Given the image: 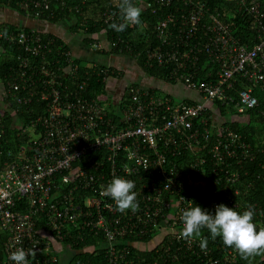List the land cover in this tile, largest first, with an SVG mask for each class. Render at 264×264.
Masks as SVG:
<instances>
[{"label":"built area","instance_id":"1","mask_svg":"<svg viewBox=\"0 0 264 264\" xmlns=\"http://www.w3.org/2000/svg\"><path fill=\"white\" fill-rule=\"evenodd\" d=\"M11 1L25 16L38 17L49 10L51 0L0 3ZM227 1H235L256 18L264 16L260 0ZM144 4L165 12L154 25L157 42L145 49V62L163 66L168 79L197 90L200 99L174 100L132 83L112 114L106 94H85L88 75H79L70 48H55L53 38L44 37L33 26L0 32L17 48V62L9 66L5 78L8 92L18 103L28 104L33 97L45 100L43 113L20 127L17 148L0 146V264H15L9 254L19 247L35 252V257H27L28 264L53 263L57 255L52 240L71 235L83 240L89 234L100 238L83 249L104 248L105 264H158L157 256L166 264H185L188 257L196 264L236 261L239 254L234 249L208 243L202 251L198 239L185 240L179 230L182 210L198 205L190 193L188 175L207 161L195 155L209 136L215 134L206 153L213 163L212 175L223 188L239 180L238 168L252 156L242 134L227 124L216 125L211 110L219 103L243 113L258 104L253 85L264 91V21H259L257 39L249 44L234 34L223 17L225 11L206 0ZM113 14L106 13L105 19ZM87 43L104 50L102 40ZM107 44L120 51L130 48L122 36ZM201 60H206L209 78L197 76ZM93 70L103 80L113 75L107 66L93 64ZM244 82L247 85L236 86ZM3 129L0 114V132ZM116 176L135 182L138 211L121 213L110 197L101 194V185L107 186ZM148 235L158 255L151 260L141 256L134 262L131 248H145L150 242L135 238ZM165 237L169 242L157 246ZM172 242L177 243L174 248ZM163 246L165 253L159 252Z\"/></svg>","mask_w":264,"mask_h":264},{"label":"trees","instance_id":"2","mask_svg":"<svg viewBox=\"0 0 264 264\" xmlns=\"http://www.w3.org/2000/svg\"><path fill=\"white\" fill-rule=\"evenodd\" d=\"M64 1L65 3L62 5L58 0H51L49 10L51 9L50 11L52 13L50 14V11L46 9L47 11H44L36 18L67 26L66 28L70 32L81 34L83 40L86 42L103 35L107 44L108 41L122 36L128 40L129 49H122L120 51L115 46L107 45L108 49H105L106 51L104 52L129 55L148 75L162 80H170L166 77V69L163 66L155 64L150 66L145 62L144 57L145 49L157 42L154 25L165 15L164 9L146 7L144 3L149 0H133V3L143 8L141 14L142 23L140 26L129 25L124 31L117 32L110 27L112 23L119 24L118 21L122 20L121 13L115 6V0ZM260 1L261 8L264 10V0ZM206 2L212 7H217L225 11L223 16L225 21L230 23L234 34L238 36L242 42L252 44L257 39V25L259 21H264V16L256 18L245 9L238 8L233 1L206 0ZM3 4L16 8L13 1L4 2ZM108 12H114V14L111 18L105 19L106 13ZM2 29L6 32L17 30L16 27L11 25H5ZM41 34L44 37H52L55 48H69L68 45L56 35L49 32H41ZM0 47L4 52L0 57V88H3V90L0 89V114L4 128L3 131L0 132V146L3 147L4 150L10 148L15 150L20 143V139H22L18 135L20 127L27 124L29 120L35 118L37 115L43 113L45 100L33 97L28 104L18 103L11 93L8 92L5 78L8 77L11 71L9 66L15 62L17 48L13 42L7 41L1 37ZM138 51L140 52L138 53ZM75 60L79 65V75L82 78L88 75V85L85 94L87 96H100L101 94H105L107 87L106 80H103L102 77L93 70V64L82 61L79 58H75ZM205 61L206 60H201L198 63L199 70L197 76L200 79L209 78V76H206ZM102 66L113 69L112 74H116L117 72V69L112 66ZM85 71H87V73H85ZM242 85H247V82L242 84L238 83L236 86ZM259 87L258 84L253 85V92L257 96L258 104L243 113L237 112L233 107H229V110H227L226 107L219 103L216 105V108H218L221 113H229L230 116H233L232 119L224 120L223 123L241 133L244 139L251 145L252 156L243 160L242 166L238 168L240 173L239 180L233 185L223 188L220 183L221 181L218 182L217 177L212 175L211 169L213 163L209 160L206 150L213 141L215 134L209 136L208 141L203 143L200 150V155L205 156L207 161L200 164L197 168L191 169L190 175L188 176H190V193L194 196L196 203L199 206L206 207L210 214L215 213V207L209 205L212 201L219 202V204L223 203L228 207H233V209L238 212H242L247 205L251 204L255 210L254 223L258 226H264V91ZM18 92L20 94L26 93L25 90H19ZM185 100L191 101L190 99ZM4 104L7 106L4 107ZM2 107L4 108L3 110L1 109ZM110 113L114 114L111 110ZM191 157L192 155L185 157L182 160V164L185 165L187 160ZM214 191H216V193H214ZM38 226H40V224H38ZM202 234L211 238L207 229H203ZM151 236L152 235L142 236L135 239H142L140 241L146 243L151 241L149 240ZM99 238L100 236L98 234H89L83 240H78L76 235L63 238L60 242L63 245L71 246L73 250V255L68 264H105L106 258L104 248L83 249L84 246L87 248L92 246V244L95 245V243H97L96 240ZM74 240H77V242L72 245L70 242ZM163 242L167 244L169 239L165 237L157 246L163 244ZM208 243L216 248L223 244L220 237H217L215 240L211 238ZM176 244L177 243L172 242V248H174ZM155 246V243H153L145 248L132 247L131 254L132 256L134 255V262H139L141 256L150 260L153 258L152 255L155 256L156 254L157 256L158 251L156 252ZM159 249V252L162 253L166 251L164 246ZM157 259L158 264H166L162 256H157ZM167 260L171 261L169 258ZM182 261H184V259H182ZM185 261V264H196L192 257L191 259L188 257ZM50 264H59L58 256L57 260ZM231 264H249V261L238 255L236 261ZM251 264H264V257L257 256L252 258Z\"/></svg>","mask_w":264,"mask_h":264},{"label":"clouds","instance_id":"3","mask_svg":"<svg viewBox=\"0 0 264 264\" xmlns=\"http://www.w3.org/2000/svg\"><path fill=\"white\" fill-rule=\"evenodd\" d=\"M115 6L121 13L122 22L112 23L110 27L113 30L122 32L129 25H141L143 8L133 3V0H115ZM134 188L133 180L116 176L107 186L101 185V194L110 197L119 212L125 213L127 210L136 212L139 209V203ZM175 206L178 207V204ZM254 214L255 210L251 204L247 205L242 212H238L233 207L221 203L216 205L215 213L210 214L193 203L182 210V227L179 235L185 240L198 239L199 247L205 251L208 237L202 234V230L207 229L213 240L220 237L226 247L234 249L241 258L248 260L251 264L252 258L264 257V226L254 223ZM29 256L35 257L33 249L29 248L26 251L23 247H19L9 254V259L15 264H28Z\"/></svg>","mask_w":264,"mask_h":264},{"label":"crops","instance_id":"4","mask_svg":"<svg viewBox=\"0 0 264 264\" xmlns=\"http://www.w3.org/2000/svg\"><path fill=\"white\" fill-rule=\"evenodd\" d=\"M233 2L237 4L235 1ZM46 23L48 25H46ZM5 25H11L16 28H20L23 26H33L37 28L38 30H41L42 32H49L61 38L68 45V47L70 48V50L72 51V53L74 54L76 58H79L80 60L88 62V63L108 65V66H112L116 68L117 69L116 74L110 75L106 79L107 87H106V93H105L110 99V104L108 106L109 111L111 110L113 113H115L116 111L114 105L117 103V100L124 94L127 86L129 85L125 83L121 85L119 79L122 80L124 76V72L128 65L132 68L131 62L134 65L138 66L137 68L134 67L136 71L134 77L138 78L139 80V81L137 80L135 83L139 86L148 87V88L155 89L156 91H158L157 90V86H158L157 80H159V78L148 75L147 72H145L138 64H136V62L131 56L123 55L121 53L115 54L113 52L105 53L104 51L106 50H95L86 41L83 40L82 35L74 36L73 35L74 32H70L66 28L67 26H62V24L61 25L58 23L54 24V23H50L44 20H39L36 17H27L20 10H17L16 8L10 7L3 3H0V32L4 31L6 34H9L11 30L6 32L5 30L2 29ZM1 38L6 39L5 36H2ZM97 39H99L100 41L102 40V43L106 44L105 38L103 37V35L98 36ZM3 54L4 52L0 47V57ZM111 57L113 58V61H112L113 63L107 62V60L111 59ZM130 58L132 60H130ZM122 61H125L126 63L122 64ZM16 62L17 61L15 58V62L12 64L15 65ZM165 81H168L171 83L173 82L174 84L181 83L183 86H185V89H184L185 93H183L184 96H181L178 98H174V95L182 91L180 87L171 88L170 91H162L163 94L170 95L174 100L190 99L192 101V100H198L201 98V95L197 90L187 87L185 84H183L180 81H171V80H165ZM158 92H161V91H158ZM1 109L3 110V107ZM211 111L213 113L212 115L213 121L216 125L224 124L223 118L227 119L228 118L227 115H229V113H221V111H219V109L216 107L212 108ZM231 116L229 115V117ZM232 118L233 117H231L230 119ZM195 156L199 157L202 155H200V151H199L198 154ZM184 167L187 168L186 166ZM43 233H47V232L43 231ZM150 243L152 242L150 241L146 243V246L150 245ZM52 244L58 256L59 264H68V262L71 259V256L73 255L72 247L63 245L60 241H56V240L55 241L52 240Z\"/></svg>","mask_w":264,"mask_h":264},{"label":"rangeland","instance_id":"5","mask_svg":"<svg viewBox=\"0 0 264 264\" xmlns=\"http://www.w3.org/2000/svg\"><path fill=\"white\" fill-rule=\"evenodd\" d=\"M46 25H48V24L46 23ZM60 25H61V24H60ZM73 35H74V36H81V34H78V33H76V32H74ZM107 45H108V44H104V48H103L104 50H105V49H108ZM106 47H107V48H106ZM103 57H105V56H103ZM109 58H110V56H109ZM109 58H108V59H109ZM130 60H132V59L130 58ZM112 61H113V58H112V57H111V59L107 60V62H110V63H113ZM124 63H126V62H125V61H122V64H124ZM131 64H132V68L128 65V66L126 67V70H125V72H124V76H123L122 80L119 79L121 85H122L123 83H125V84L135 83V82L138 80V78L134 77L135 72H136L135 69H134V67L137 68L138 66L134 65L132 62H131ZM131 64H130V65H131ZM138 81H139V80H138ZM157 84H158V86H157V90H158V91H161V92H162V91H170L171 88L180 87L182 91H180V93L174 95V98H178V97L184 96L183 93H185V92H184L185 86H183L181 83L174 84L173 82L171 83V82H168V81H165V80L159 79V80H157ZM109 85H110V83H109ZM181 94H182V95H181ZM227 117H228L227 119H230V118L233 117V116L229 117V115H227ZM235 117H237V116H235ZM227 119H226V118H223V120H227ZM160 233H161V232H160Z\"/></svg>","mask_w":264,"mask_h":264}]
</instances>
